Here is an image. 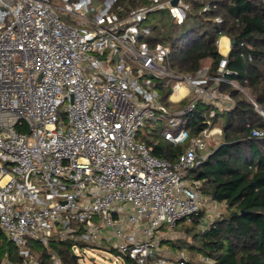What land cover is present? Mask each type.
I'll list each match as a JSON object with an SVG mask.
<instances>
[{
    "label": "built area",
    "instance_id": "built-area-1",
    "mask_svg": "<svg viewBox=\"0 0 264 264\" xmlns=\"http://www.w3.org/2000/svg\"><path fill=\"white\" fill-rule=\"evenodd\" d=\"M59 1L0 0V230L22 264H39L34 246L49 248L54 235L112 246L120 264L122 257L136 264H214L203 255V263L182 252L169 256L160 242L162 228L191 223L209 202L221 204L190 174L211 152L209 141L220 140L222 129L211 126L215 110L196 135L183 122L198 101L223 100L221 81L245 92L227 78L226 55L214 75L208 64L173 74L165 66L169 48L141 40L151 12L167 11L180 24L189 0ZM162 76L172 88L167 101L189 97L186 107L169 111L151 81ZM63 101L65 122L57 115ZM159 118L169 124L162 138L188 141L175 161L135 140L146 119ZM251 135L264 131L253 128Z\"/></svg>",
    "mask_w": 264,
    "mask_h": 264
},
{
    "label": "trees",
    "instance_id": "trees-1",
    "mask_svg": "<svg viewBox=\"0 0 264 264\" xmlns=\"http://www.w3.org/2000/svg\"><path fill=\"white\" fill-rule=\"evenodd\" d=\"M189 1L190 10L180 24L172 22L167 11L151 12L143 23L147 31L141 32V40L150 47L162 43L169 48L165 66L173 74H193L208 60L209 73L214 75L222 58L218 40L226 35L230 38L227 78L245 90L221 81L218 90L232 99L231 107L218 110L198 101L184 118L183 126L193 136L206 126L209 110L214 108L211 121L222 128L220 140L207 158L190 170L201 181L202 193L224 206L204 230L195 234L197 248L214 264H264V135H251L253 128L264 131V116L250 100L264 112V0ZM205 5L208 9L202 10ZM164 15L167 18L161 20ZM156 86L161 99L167 101L171 85L158 82ZM179 103L184 108L189 99ZM136 140L150 146L153 155L169 161H175L188 144H173L160 134L150 138L136 135ZM200 213L192 223H200ZM75 244L86 245L71 236L54 235L49 248L34 246L33 252H39V264H56L52 254L61 264H80L72 250ZM3 245L0 243V248L7 259L22 264L16 249L12 252L10 246ZM110 251L117 254L112 246ZM121 260L136 264L126 257Z\"/></svg>",
    "mask_w": 264,
    "mask_h": 264
},
{
    "label": "rangeland",
    "instance_id": "rangeland-1",
    "mask_svg": "<svg viewBox=\"0 0 264 264\" xmlns=\"http://www.w3.org/2000/svg\"><path fill=\"white\" fill-rule=\"evenodd\" d=\"M52 3L57 4L61 3L59 0H51ZM62 15L69 19L70 15L67 13L62 12ZM161 16V15H160ZM167 16L161 17V20L166 19ZM172 20V18L170 17ZM173 22V21H172ZM208 60L204 61V64H208ZM166 80L164 76H162L159 79H151L152 83H162L163 85H166ZM224 95V98L227 96V94ZM218 103L217 107L218 110H225L227 109L228 102L232 101L230 97H226L225 99ZM230 98V99H229ZM164 102V100H163ZM169 111H176L180 109V103H171L170 101L164 102ZM67 106V101L60 102L57 108V115L60 121L65 122L66 116H65V109ZM211 109L209 110V112ZM145 126L138 129L137 136L140 135V137H143L145 134L147 137H151V135L154 134H161V131L164 127L169 126L167 119L165 118H159V119H146ZM211 126H215L218 128H221L219 123L215 122L212 123ZM222 129V128H221ZM138 139V138H137ZM136 140V138H135ZM217 139H211L208 143V149L211 151L213 147L217 144ZM137 141V140H136ZM224 206L219 205L216 203H210L206 204L202 207L201 213H200V223L194 224L192 223H185L180 222L175 227L170 229H161V233L164 232L161 236V242H160V249H170L175 254H179L182 252L183 254L187 255L188 258L194 262V263H203V260L200 259L202 253L197 248V245L199 244L198 237L195 238V234H199L202 230H204L209 223L217 217L220 211H223ZM218 211V212H217ZM0 243L4 244L3 246H10L12 252L15 251V245L9 241L3 232L0 230ZM73 252L78 255V262L80 264H120V260L117 258V256L111 252L108 248L104 247H97L92 245H73L72 247ZM39 252H34V255L38 257ZM7 259L8 257L3 253L2 248H0V261ZM128 260L125 261V264H128Z\"/></svg>",
    "mask_w": 264,
    "mask_h": 264
},
{
    "label": "crops",
    "instance_id": "crops-1",
    "mask_svg": "<svg viewBox=\"0 0 264 264\" xmlns=\"http://www.w3.org/2000/svg\"><path fill=\"white\" fill-rule=\"evenodd\" d=\"M222 36H224V37H226L227 39H228V47H227V50L225 51V52H221L220 51V49H219V41H220V38L222 37ZM222 36H220L219 37V40H218V51L220 52V54L221 55H226L227 53H228V51H229V49H230V38L228 37V36H226V35H222ZM158 88V87H157ZM159 90V89H158ZM179 91H181V89H179ZM180 93H182V91L180 92ZM161 95V94H160ZM190 99L189 97H185L184 99ZM171 103H179L180 101H175V99H174V101H170ZM161 135V134H160ZM162 137V136H161ZM163 251L165 252V253H167L169 256H173L175 253L174 252H172L170 249H167V248H164L163 249Z\"/></svg>",
    "mask_w": 264,
    "mask_h": 264
},
{
    "label": "bare ground",
    "instance_id": "bare-ground-1",
    "mask_svg": "<svg viewBox=\"0 0 264 264\" xmlns=\"http://www.w3.org/2000/svg\"><path fill=\"white\" fill-rule=\"evenodd\" d=\"M227 47H228V39L222 36L219 41V49L221 52H225L227 50ZM180 89L182 92L184 91V87H180ZM181 91L174 93L172 95V98H176L180 94Z\"/></svg>",
    "mask_w": 264,
    "mask_h": 264
},
{
    "label": "water",
    "instance_id": "water-1",
    "mask_svg": "<svg viewBox=\"0 0 264 264\" xmlns=\"http://www.w3.org/2000/svg\"><path fill=\"white\" fill-rule=\"evenodd\" d=\"M171 3L172 4H175L176 3V0H171ZM234 42V41H233ZM258 110L260 111V112H263V110L260 108V107H258ZM264 113V112H263Z\"/></svg>",
    "mask_w": 264,
    "mask_h": 264
}]
</instances>
